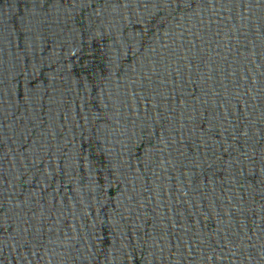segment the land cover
Returning <instances> with one entry per match:
<instances>
[{"label":"water","instance_id":"obj_1","mask_svg":"<svg viewBox=\"0 0 264 264\" xmlns=\"http://www.w3.org/2000/svg\"><path fill=\"white\" fill-rule=\"evenodd\" d=\"M0 264H264V0H0Z\"/></svg>","mask_w":264,"mask_h":264}]
</instances>
